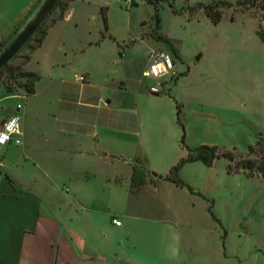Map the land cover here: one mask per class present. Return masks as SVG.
<instances>
[{
    "label": "crops",
    "instance_id": "obj_1",
    "mask_svg": "<svg viewBox=\"0 0 264 264\" xmlns=\"http://www.w3.org/2000/svg\"><path fill=\"white\" fill-rule=\"evenodd\" d=\"M7 1L0 0V5ZM57 24L49 28L40 48ZM166 38L170 50V45L176 48ZM30 61L24 67L27 71ZM47 68L46 74L36 72L40 79L33 95L24 89L8 94L0 87V111L8 118L22 112L19 143L0 145V264H191L179 247L186 221L169 194L185 190L197 198L203 173L225 159L212 167L198 161L181 168L180 180L195 194L158 180L153 173L165 177L188 155L177 123L178 106L187 147L234 148L240 113L233 93L217 104L201 89L177 94L179 81L187 80L190 70L181 73L164 96H153L144 92L143 80L136 77L97 83L86 69L81 82L80 77H65L66 65L59 58ZM17 97L24 101L11 108L7 101ZM159 98H165L163 109L155 103ZM171 118L173 127H154ZM135 165L147 174V182L138 189L132 188ZM52 168L60 169L62 183L68 184L60 189L64 206L51 201L47 181L53 178ZM21 171L29 177L25 179ZM101 192H106L105 200L116 201L114 214L98 206ZM114 219L121 224L115 225ZM109 229L123 237L100 236V230ZM124 243L141 250L142 256L127 253Z\"/></svg>",
    "mask_w": 264,
    "mask_h": 264
},
{
    "label": "rangeland",
    "instance_id": "obj_2",
    "mask_svg": "<svg viewBox=\"0 0 264 264\" xmlns=\"http://www.w3.org/2000/svg\"><path fill=\"white\" fill-rule=\"evenodd\" d=\"M45 1L14 0L11 3L8 0L0 5V55L35 18ZM133 1L138 6L132 7ZM237 1L168 0L180 14L174 15L169 4L160 5L161 29L157 30L155 8L144 0H76L70 3L65 18L50 31L45 45L32 55L27 69L46 74L47 64L59 58L66 65L65 77L86 78L83 73L86 69L97 83L136 77L143 80V90L149 93L155 82L144 79L141 69L147 67L153 51L162 50L174 58L165 43L168 37L179 50L182 61L174 58L175 74L172 79L166 78L168 82L161 96L174 88V80L181 73L190 70L189 78L179 81L177 94L187 88H196L203 90L205 97L215 104L218 99L225 101L231 92L238 100V131L234 148L228 149H236L234 165L240 159L253 157L248 148L255 146L260 135L259 139L264 140V42L257 35L259 30L264 34V12L254 6L241 7ZM211 2L232 5L223 10L225 14L218 25L212 24L203 10H197L194 17L189 15L190 7ZM103 9H107L106 25L101 14ZM61 11L59 7L49 15L42 29L58 19ZM15 17L19 19L14 24ZM38 37L31 38L7 66L23 67ZM200 55L202 59L197 60ZM123 56L125 60L121 59ZM25 82L24 78H10L7 70L0 73V87L5 91L7 86L11 87L15 91L13 94H20ZM19 98L8 100L9 106L16 108L17 103L24 101ZM162 99L165 98L155 102L160 109L164 108L165 100ZM21 115L22 112L19 117ZM2 119H8V114L0 111V121ZM154 127L171 128L172 118L168 123L161 120ZM15 155V152L10 153L12 159H16ZM226 165L227 161L221 160L203 173L197 198L185 190L169 194L174 208L186 221L180 250L189 256L191 264H264V179L244 173L227 174ZM51 171L53 178L47 181L53 192L51 201L64 203V206L65 197L61 196L60 189L68 184L62 183L60 169L52 168ZM23 176L26 179L29 174L23 172ZM99 196L98 206L110 208L114 214L118 206L116 201L105 200L106 192ZM210 208L221 226L213 220ZM100 234L115 240L123 237L111 229L100 230ZM123 246L127 253L142 256L141 250H131L128 243Z\"/></svg>",
    "mask_w": 264,
    "mask_h": 264
},
{
    "label": "trees",
    "instance_id": "obj_3",
    "mask_svg": "<svg viewBox=\"0 0 264 264\" xmlns=\"http://www.w3.org/2000/svg\"><path fill=\"white\" fill-rule=\"evenodd\" d=\"M74 1L76 0H68L66 3H62L61 0H58L56 6L54 7L50 15L54 13L55 10H57V8L59 7L62 10L61 14L59 18L54 20L47 29H42V25L46 21L45 20L41 24V26L38 28L36 33L31 37L33 38V37L39 36L34 41L35 45L31 47V54L34 53L38 48L42 46L43 41L47 37L49 28H51L52 26L57 24L59 21H62L65 18L69 10L70 3ZM144 1L147 4L154 6L155 8L156 12L154 14V21H155L156 29H160V26H161L159 6L162 5L163 3L169 4L172 10V13L174 15L180 14L172 3H168V0H144ZM237 4L241 7L254 6V7L261 9L264 12V0H238ZM132 6L136 7L138 6V4L135 1H133ZM231 7L232 5L229 2H211L208 4H200L197 8L190 7L189 15L191 17H194L198 13L197 10H203L206 17L210 20V22L214 25H218L224 17L225 12L223 10L225 8H231ZM101 14H102L104 24L106 25L107 24V9H103L101 11ZM231 20L234 21V16H232ZM257 35L264 42V34L261 32V30L257 32ZM165 43L169 44V41L167 40V38H166ZM170 47H171V50L174 56L177 59H180L177 49L174 48L172 45H170ZM29 61H30V55L25 57L23 67H25V65ZM23 67L15 68V67H8L7 65H5L0 70V73L3 70H7L10 78L12 79H18V78L26 79V82L24 83L22 87L26 91V94L30 96L35 93V84L37 81H39L40 77L36 73L29 72L25 70V68L23 69ZM6 91L9 94H13L15 92L9 86L6 87ZM177 123L182 129V132H183L182 144L187 149L188 155L184 158H181L179 162L170 169L168 175H166L165 177L153 173V175L156 176L158 180L164 179L166 181H169L175 184L177 187L187 188L190 193L195 194L192 188L188 187L185 183H183V181L180 180L179 172L181 168L187 163H193V162H198V161L202 162L207 167H212L214 162L220 159H225L228 161V165H227L228 174L244 173L245 175L250 176V177L261 176L264 179V140L263 139H259L256 142L255 146H250L248 148L249 153L253 155L252 158L240 159L239 161H237V163L232 165V163L235 161L234 152L236 151V149L224 150V149L219 148L218 146H209V145H203V146L192 149L185 145V126L181 120V109L179 106L177 107ZM146 182H147L146 172L144 171L142 167L135 165L133 168V175H132V188L138 189L140 186L144 185ZM152 183L156 184V181L152 180ZM209 211L213 219L219 225H221V222L219 221V219L215 217L211 208Z\"/></svg>",
    "mask_w": 264,
    "mask_h": 264
},
{
    "label": "built area",
    "instance_id": "obj_4",
    "mask_svg": "<svg viewBox=\"0 0 264 264\" xmlns=\"http://www.w3.org/2000/svg\"><path fill=\"white\" fill-rule=\"evenodd\" d=\"M174 58L162 50L153 51L150 54L148 65L142 71V77L144 79H149L155 82V84L149 88V93L160 94L164 90V85L168 82L166 78L168 77L172 79L175 74L174 69L176 66ZM79 79L81 82L86 80L84 77H80ZM20 108L21 105H18V109ZM19 125L20 117L17 114H13L3 121L0 127V145L19 143V140L17 139V136L19 135ZM113 223L115 225L121 224L116 219L113 220Z\"/></svg>",
    "mask_w": 264,
    "mask_h": 264
},
{
    "label": "water",
    "instance_id": "obj_5",
    "mask_svg": "<svg viewBox=\"0 0 264 264\" xmlns=\"http://www.w3.org/2000/svg\"><path fill=\"white\" fill-rule=\"evenodd\" d=\"M58 0H46L35 18L25 27L17 36L11 45L0 55V70L7 65L17 53L25 46L30 38L36 33L41 24L50 15ZM200 57H197L199 60ZM153 96H159V93H150Z\"/></svg>",
    "mask_w": 264,
    "mask_h": 264
}]
</instances>
